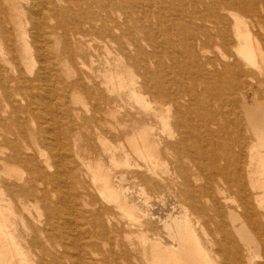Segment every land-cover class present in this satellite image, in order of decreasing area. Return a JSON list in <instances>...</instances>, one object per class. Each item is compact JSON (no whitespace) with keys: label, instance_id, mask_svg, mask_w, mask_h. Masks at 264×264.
I'll use <instances>...</instances> for the list:
<instances>
[{"label":"bare ground","instance_id":"bare-ground-1","mask_svg":"<svg viewBox=\"0 0 264 264\" xmlns=\"http://www.w3.org/2000/svg\"><path fill=\"white\" fill-rule=\"evenodd\" d=\"M183 3L0 0V264H98L86 259L96 256L91 239H114L115 215L136 225L127 238L149 264L263 257L264 0ZM123 95L136 104L127 137L136 163L123 151ZM85 131L103 154L76 162ZM17 165L25 179L13 178ZM123 165L141 182L137 215L123 199ZM93 190L103 213L87 208ZM11 195L24 209L29 198L41 203L47 220L16 211ZM163 198L179 209L163 223L166 241L148 218L151 200ZM220 201L231 205L224 213L242 253L217 220ZM205 216L220 241L203 228ZM73 220L86 226L77 233L85 241L82 258L66 263L77 246ZM40 239L57 244L47 249Z\"/></svg>","mask_w":264,"mask_h":264},{"label":"rangeland","instance_id":"rangeland-1","mask_svg":"<svg viewBox=\"0 0 264 264\" xmlns=\"http://www.w3.org/2000/svg\"><path fill=\"white\" fill-rule=\"evenodd\" d=\"M183 2H184L183 4H191V0H183ZM154 4H159V3H154ZM198 4H200V3H198ZM212 49H213V47H211L209 50H211V52H213V50H214V52H215L216 49H213V50ZM254 87L256 89L255 85H254ZM118 103L120 105L119 110H121V112L118 115L121 114L120 118H123V151L129 152L130 153V157L132 156L131 162L133 161V163H136L138 161V159L136 158L135 151H134L133 148H131V146L129 145L128 140H127V137H129L131 135L130 133L132 131V128L136 125V123L134 122V120H135L134 118L136 117V107H135L136 104H135V102L133 100L126 98L124 95H123V101H120ZM72 107L81 108V113H83L82 114L83 117H86L87 114L84 113V111L82 112V110H84V107L80 103L72 104ZM107 120L114 121L113 119H110V118L109 119L107 118ZM77 141L80 142L83 145V148H82V151L80 152V155L75 157V161L76 162H79V161L80 162H83V161L92 162V160L94 159L95 155L103 154L102 153V151L104 150L103 145L100 143V141H98L96 139V137L93 135V133L89 134L88 132L85 131L84 133H82L79 136V139ZM95 151H96V153H95ZM92 154H94V155H92ZM85 156H87V157H85ZM164 167L165 168L167 167V168L165 169ZM15 168H17V169H15ZM12 169H13V175H14L13 178H15V180H18V179H21V178L25 179L28 176L27 170L23 166H18V165L17 166H13ZM169 169H170V165L167 163V165L164 164V166L163 165L161 166L160 171L166 170L164 172L167 174V173H169L171 171ZM0 170H1V168H0ZM19 170H22L23 173L21 171H19ZM122 170H123V195L125 196V194H127L123 199H124L125 202H127L126 205H128V207H130V208L132 207L131 209H133V207L135 208V210H134L135 212L134 213L137 212L136 213V215H137V214L140 213V210H139L140 207L139 206H141V204L139 203V202H141L140 201L141 200V195H140L141 191H140V189H138V187L139 188L141 187V182L139 181V179L137 177H135L137 169L135 168L134 165H130V166H124L123 165V169ZM115 173L117 174L118 171H116ZM0 174H1V171H0ZM22 174H24V175H22ZM16 175L19 178H17ZM42 185H44L45 188L48 191H50L51 187L49 185H46V184H42ZM137 193H139V194H137ZM5 195L10 196L8 194V192H5ZM11 197H13L12 200H14V201H12V206H13V208L16 211L21 209V211L23 210L22 212L25 214V216L29 212L33 216H39L40 215L41 218L43 219V221L47 220L46 211L43 209L41 203L36 202V201L34 202L33 198H29V204L25 206L26 209H27L26 210V209H24V206H22V203H20L19 198H18L17 195H11ZM54 198H55V196H54ZM93 198H94V200H93ZM88 199L91 202L95 203L93 205L94 207L93 206L87 207L88 209H90L91 211L99 210V211H101L103 213V211H104L103 210V208H104L103 200L104 199L102 198V196L100 194L98 195V193H96L93 190L90 193V196L88 197ZM127 199L129 201H126ZM130 200H131V202H130ZM133 201L134 202L137 201L138 205L135 204L137 202L134 203ZM151 201L152 202L148 205V213H149V217L148 218H149V221H150V227L153 228V231L156 232V235L153 232V234L155 235L156 238L160 237L163 241H166V236H160V235H166L163 223H164V221H166V219H167L169 214L172 213L173 216L178 215L179 214V209L177 207L173 208L174 205H176V203L173 204L172 200L171 201H167V199L163 198L162 200L158 199V201L157 200L156 201L151 200ZM163 201H164V203H162ZM128 203H134V205L130 204L131 205L130 206ZM154 204H155V206H154ZM95 205H97V206H95ZM126 205L123 204V207L126 206ZM225 205L226 206H231L230 204L224 203V201H220V208L222 209L223 213L220 215V217L217 220H219V221L222 220L227 225H229V228H230L231 232L233 233V237H234L233 239L235 241V244H237V247L239 248L240 252L242 253L243 250H244V248H243L244 246L236 238V236H235V234L233 232L234 231L233 227H232L233 225L230 223V221L228 219V216H225V213H224L225 212ZM64 207L68 208L70 210L69 206H64ZM136 207H137V210H136ZM222 207H224V210H223ZM232 207L235 208L234 206H232ZM125 209H127V208H125ZM123 212H124V210H123ZM192 217H194V216H192ZM58 218H60V217L58 216ZM208 218H209V216H205V218H204L205 225L203 226V228L206 227L207 231H209V233H210V236H213L215 239L220 241L221 235L214 229V223L212 221H209ZM72 222H73L72 223L73 236L75 237V239H77L78 230H81L83 227L86 228V226L79 225V223H81V222H78V220H73ZM112 224H113V227H114V229L116 231L115 233H113L114 234V239L109 241V240H107L104 237V235H102L103 234L102 232H98L96 234V237L91 239V242H92V248L91 249H92V251L95 252L96 256H91V257L86 258V259L94 260L98 264H100V263L101 264H123V263L124 264H141V263L149 264L148 262L144 261L141 257H139L140 255L138 253H136V251L134 249L135 247L130 245L129 240L127 238V235H130V237L133 238V236H131V233L132 232H136V225H134L132 222L130 223V221L127 218H125L124 215H123V218H120L118 215L113 216L112 217ZM46 228H48V227L46 226ZM157 228H159V229H157ZM20 229L23 230L21 224H20ZM89 229H92V228L89 227ZM262 233H263V240H264V225L262 226ZM84 241H85V239H80V238L77 239V246H74V248L71 249V255L72 256H71V258L69 260H67V259L65 260L66 263H69V261H71V259L80 260V258H82V245H83ZM40 244H41L42 247L48 249L50 246H55L57 243L54 242L52 239H48V240L40 239ZM212 248L217 249L218 245L217 246H212ZM58 249L59 250H63V248H58ZM110 250H112L117 255L118 258L117 257H116V259L111 258L110 255H109L110 253H108ZM122 252H123V257H125L124 255L126 253H128L130 256L127 259H124V258L122 259L121 258ZM262 255H263V257H261V259L259 258L257 260L258 264H261V263L264 264V247L262 249ZM132 256L137 257L138 260L134 261ZM139 258H141L142 260L139 259ZM215 259H216V261L219 264H225V262H227L228 264H231L230 259L229 258H225L223 256L216 257V255H215ZM242 263L246 264V261H243Z\"/></svg>","mask_w":264,"mask_h":264}]
</instances>
